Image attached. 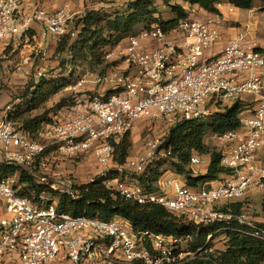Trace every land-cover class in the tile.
I'll list each match as a JSON object with an SVG mask.
<instances>
[{"label":"built area","instance_id":"built-area-1","mask_svg":"<svg viewBox=\"0 0 264 264\" xmlns=\"http://www.w3.org/2000/svg\"><path fill=\"white\" fill-rule=\"evenodd\" d=\"M30 1L0 0V49L30 42L36 26L45 35L77 38L80 30L72 25L68 4L49 11ZM187 5L188 16L171 30L152 24L106 54L108 62H125L98 78L111 85V93L87 100L76 97L35 137L13 120L16 104L0 111V164L18 165L49 185L37 198L35 189H30L33 197L20 194L26 186L20 175L0 179V201L5 205L0 256L8 254L17 264H183L193 259L184 237L134 229L122 217L73 216L58 208L61 195L76 199L82 185L97 179L127 200L161 205L195 224L236 219L250 228L253 237L264 240V227L258 222L218 207L244 197L253 185L264 187V168L257 160L264 149V50L247 27L229 38L220 53L207 57V50L221 40L223 13ZM236 10L229 2L228 11ZM42 76L47 74L36 75ZM83 83L79 80L73 89ZM244 94L261 96L257 106H243L239 129L216 134L229 144L221 157V165L229 170L224 179L191 187L172 172L164 178L162 192L150 193L136 178L123 177L129 169L141 173L145 168L139 160L114 162V143L139 121L170 118L172 125L176 119L208 120ZM163 142L148 138V157L156 156ZM170 154L166 150L165 155ZM88 156L95 157L99 170L88 182L54 170L62 162L77 163ZM203 163L199 153L191 159L192 165Z\"/></svg>","mask_w":264,"mask_h":264},{"label":"trees","instance_id":"trees-1","mask_svg":"<svg viewBox=\"0 0 264 264\" xmlns=\"http://www.w3.org/2000/svg\"><path fill=\"white\" fill-rule=\"evenodd\" d=\"M179 0H129L123 11H115L101 17L100 11L89 10L79 16L82 29L77 38L70 42V35L63 36L58 44V51L62 52L70 47L71 54L64 66L73 67L69 78L60 80L42 78L33 84L31 92L27 94L28 107L19 108L13 115L18 128L23 129L32 136H36L46 125L57 121L59 111L74 103L75 98H81L83 92H78L71 101L57 104L58 112H45L33 116V110L46 103L52 96L75 80L77 69L89 66L90 70L100 69L99 77L108 73L111 68L117 67V61L108 62L106 54L122 44L130 36L140 31V26L150 28L152 24H159L165 31L175 27L179 20L186 18L188 12ZM184 3L198 5L210 12H218L217 3L220 0H181ZM263 5H264V0ZM237 9H251L255 0H229ZM161 5L167 6L176 16L165 20L162 16ZM264 8V7H263ZM105 22V23H104ZM11 46L7 47V50ZM6 50V49H5ZM65 66V68H66ZM86 68V67H85ZM84 79V77L82 78ZM81 80V79H80ZM79 81V80H78ZM77 81V82H78ZM109 90L107 93H111ZM88 97V96H87ZM94 96H89L92 98ZM244 104L241 100L225 111L217 112L208 120L176 119L170 126L164 147L171 151L169 158L177 174L185 177L186 184L191 187H200L212 181H217L222 174L229 172L221 165L222 151L206 144L207 129H212L215 134H223L241 127L240 113ZM130 131L120 138L119 143H114V162L125 164L130 150ZM196 153L210 155V163L205 173L197 172L191 164V159ZM164 162L158 160L146 165L143 172L134 174V178L147 192H162V184L167 171L161 169ZM191 165V166H190ZM7 175H20L22 184H26L20 194L33 197L30 189L36 190V197L47 191L49 185L41 182L36 175L27 172L15 164H0V179ZM130 178V177H129ZM264 183V179H263ZM79 197L74 199L69 195H61L57 206L61 211L73 216H99L102 219L122 217L134 229H150L157 233L184 237L193 251H204L210 248L207 242L209 236L213 240L224 235L226 248L207 252L201 260H188L183 264H263L264 240L253 237L246 224L233 219L229 222H216L211 225H199L167 211L157 204L141 205L125 199L120 194L111 191L104 180L97 179L89 184L82 185ZM221 210L231 211L237 215H245L244 205L241 202L226 201L220 206ZM264 227V222H258ZM191 244V246H190Z\"/></svg>","mask_w":264,"mask_h":264},{"label":"rangeland","instance_id":"rangeland-1","mask_svg":"<svg viewBox=\"0 0 264 264\" xmlns=\"http://www.w3.org/2000/svg\"><path fill=\"white\" fill-rule=\"evenodd\" d=\"M129 0H41L32 3H40L47 10L50 9V4L57 3L56 8L64 4H68L71 7V12L73 13L72 25L77 26L79 30L82 29V24H79V16L83 13L94 10L100 11V15L104 18L105 14L123 11ZM179 3L183 4L185 7L188 3H184L179 0ZM261 2V0H255V3ZM254 3V4H255ZM162 16L165 20H169L176 16L172 11L165 5H161ZM105 23V22H104ZM144 29V26H140V30ZM65 36V35H64ZM60 37H54L45 35L43 30L34 31L30 42H22L17 48H10L7 50L0 49V111L5 109L8 105L16 104L17 110L19 108L26 109L28 104H26L27 94L31 92L33 84H36L42 78L56 79L69 78L71 72H73V67L64 66V61L68 60L71 50L67 47L62 52L58 51V44ZM74 40H71L70 42ZM122 49L119 48L120 51ZM117 65L124 67L125 62L122 59L117 61ZM23 70H19L20 67ZM86 67V68H85ZM89 66H82L77 69L75 75V80L73 79L71 84L60 90L59 93L52 96L46 103H44L39 108L32 111L33 116L41 115L45 112L56 113L59 108L57 104L64 101H71L73 96L78 92H83L81 100H87L89 96H96L100 94H105L110 90V84H103L98 82L100 69L94 71L87 68ZM39 71H43L47 74L46 77H36ZM24 73V75H22ZM84 77V85L82 87L74 90V86L77 81ZM88 96V97H87ZM86 98V99H84ZM172 121L170 118H161L158 120L153 119H143L139 121L135 129L130 133V150L127 158V162L139 160L143 164L148 165L151 162L162 160L164 162L161 167L162 170L167 171V174L174 173L177 174L173 161L169 158L170 155H165L166 148L164 144L169 134L170 125ZM148 138H159L164 140L156 156L148 157V148H145V142ZM206 144H210L211 147L218 150L223 149L222 141L218 136L212 131V129H207L205 135ZM204 159L206 154L199 153ZM191 166V165H190ZM195 170L199 169L196 165ZM54 170L67 175L76 176V180L84 183L88 182L90 178L94 177L98 173L96 159L94 156H88L79 162H62L61 165L54 168ZM138 171L129 169L123 173L124 178H134V174ZM143 172V171H142ZM199 172V171H197ZM178 178L185 181L183 175L177 174ZM167 188H169L167 186ZM235 202H241L244 205L245 216L249 220H254L256 222H263L261 220H256L255 218L264 217V192L254 189L253 191H248L244 197L235 200ZM222 202L218 205H224ZM0 217L5 209V205L0 201ZM226 238L224 235L217 236L215 239L211 240L208 238L207 242L210 243V248L204 251H193L188 245L189 250L192 253L193 260H201L204 258V254L207 252H213L217 250H223L226 248ZM185 248H187V242L184 243ZM191 246V244H190ZM17 260H14L8 254H2L0 256V264H17ZM264 264V263H263Z\"/></svg>","mask_w":264,"mask_h":264},{"label":"crops","instance_id":"crops-1","mask_svg":"<svg viewBox=\"0 0 264 264\" xmlns=\"http://www.w3.org/2000/svg\"><path fill=\"white\" fill-rule=\"evenodd\" d=\"M35 2L36 0H32ZM41 0H37L39 2ZM221 4L217 6L219 11L223 13V23H222V36L221 40L216 44L213 48H210L207 50V57L214 56L218 53H220L226 43V41L231 38L236 36L239 31L244 30L245 28L249 27L253 33L257 34V39H258V44L261 49L264 50V5L263 1L255 3L254 7L251 9H237L235 13H230L228 11V3L229 0H220L219 1ZM36 3L31 2V6ZM40 4V3H38ZM41 5V4H40ZM57 3L50 4V11L56 10ZM40 27L36 26L32 33L34 31H40ZM248 39H252V36H249ZM261 96L259 95H250V94H244L240 97L241 102L244 104L245 107H250L254 108L257 106L259 103ZM223 149L219 151H224L229 144H225L222 142ZM257 160L260 166L264 168V149L259 150L258 155H257ZM210 163V155H206L204 158V163L201 165H198L196 171H200L201 173H205L208 169ZM195 169V166L193 167ZM225 174L221 175V178L219 180L224 179ZM217 180V181H219ZM217 181H212L207 184H212ZM254 189H258L259 191L264 192V187H260L257 185H253L252 188L250 189L253 191ZM256 220H261L264 222V217L262 218H255Z\"/></svg>","mask_w":264,"mask_h":264}]
</instances>
